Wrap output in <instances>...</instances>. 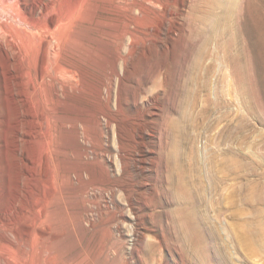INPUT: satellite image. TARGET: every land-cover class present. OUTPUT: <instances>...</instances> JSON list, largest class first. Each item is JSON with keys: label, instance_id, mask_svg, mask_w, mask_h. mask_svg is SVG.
<instances>
[{"label": "rangeland", "instance_id": "374dc122", "mask_svg": "<svg viewBox=\"0 0 264 264\" xmlns=\"http://www.w3.org/2000/svg\"><path fill=\"white\" fill-rule=\"evenodd\" d=\"M35 1L23 0L22 9L15 1H0V26L7 31L0 30V264H264V251L251 255L239 240L234 216L240 210L241 219L264 226V0H227L218 24L215 14L222 9L186 0L165 47L134 57L125 72L123 98L135 116L112 104L110 114L122 122L127 142L142 133L133 178L112 175L120 184L113 191L90 186L87 192L79 180H102L93 178L94 157L88 155L89 166L79 172L69 163L74 150L61 148L58 162L47 168L24 114L21 70L5 56L10 35L31 31L25 16ZM57 3L63 10L73 7L72 0ZM193 5L200 7L198 22L190 14ZM158 13L159 8L149 9L150 16ZM96 27L85 29L83 47L105 54L107 37ZM157 69L161 74L154 79ZM93 97L85 94L76 101L77 112H70L84 119L78 124L89 141L93 124H107L109 113L106 95L100 104ZM135 98L137 105L129 108ZM146 107L150 116L142 115ZM43 115L46 124L60 123L55 110ZM109 124L106 156L113 163H104L117 173V130ZM175 136L179 150L172 162L184 166L188 187L199 186L180 197L193 215L192 205L198 204L190 239L179 232L189 224L174 223L178 202L168 188ZM124 186H131L134 206Z\"/></svg>", "mask_w": 264, "mask_h": 264}, {"label": "bare ground", "instance_id": "6f19581e", "mask_svg": "<svg viewBox=\"0 0 264 264\" xmlns=\"http://www.w3.org/2000/svg\"><path fill=\"white\" fill-rule=\"evenodd\" d=\"M3 1L4 3H13L15 1L14 5L16 2V4L20 5L23 0ZM58 1L37 0L29 7V13L25 17L30 24L31 31H24L25 33L21 34L19 33L20 30L17 31L16 24V31L19 34H15L17 36L14 34L10 35L11 40L9 39L8 48H5V56H7L11 67L21 70L18 80L22 89L21 101H24V114L29 121L31 137L38 139L37 150L40 151V159L43 160L47 168L50 164L55 165L58 162L60 157L58 152L61 148L64 149L65 153L74 150L75 159L69 163L71 167L72 165L76 166V170L79 172L89 166L87 156L92 155L94 161L90 165L92 166L93 178H102V180H79L82 188L87 192L90 186H100L99 190L104 191L109 188V190L113 191L116 188L115 186H120V184H116V181L112 180V175L120 176L124 179L133 178L132 167L133 165L135 166L138 160L136 158V153H138L137 144L140 143L138 139L139 137L142 138V133L140 132L141 134L136 135L135 139L127 142V139L124 138L122 122L118 117L110 114L112 104H115L117 110L123 112L127 117L135 116L133 111V114L128 112L123 98V87L126 81L125 72L129 70L130 62H132L131 60L134 57L147 56L150 50L159 49L162 46L165 47L164 39L166 36L172 35L174 29L172 23L179 21V15H181L179 10L186 0H75V2L72 0L73 7L64 8L65 10L59 6ZM202 3L214 9L220 8L223 10L221 14H215V17L218 18L214 21V24H218L219 19L223 17L227 0H202ZM152 8H159V13L150 16L149 9ZM199 8L193 5L190 13L196 17L195 20L197 22L199 21V13L197 14ZM100 18L103 20L101 21ZM212 18L214 19V17ZM95 19L99 21H95ZM202 21L204 22V20ZM2 25L0 30L5 32ZM23 25L25 24L23 23ZM96 26L101 28L107 37L106 39L104 38V42L108 46L105 54L90 53L83 47V40L86 35L85 29L87 27L91 29L97 28ZM180 26H182L181 23ZM21 27L25 28L24 26ZM1 45L3 46V44ZM157 70L155 72L156 75H153L154 79H156L158 74H161V70ZM148 80H150V77ZM85 94L94 96L95 104H100L101 97L105 94L109 111L107 124L103 125L101 122L93 124L94 132L88 133L90 141L87 137L81 135L78 122L84 121V119L78 116L74 117L70 113L77 112L76 101L82 99ZM137 98L132 101L129 108L137 105ZM145 98L147 103L151 104L149 97L145 96ZM52 110L57 112L56 118L60 120V123L58 124L56 121L52 123L50 121L47 125L42 121L43 117H45L43 114L45 111L50 112ZM144 111L145 114L142 112V115H151L148 107ZM93 113L95 114L96 112L94 111ZM68 120L72 121V123L67 124ZM109 123H113L117 130V154L119 156L117 173H112L109 166L105 165L107 161L111 163L110 165L113 163L110 156H106L108 152L107 146L109 145L106 146V138L110 135V125H112ZM140 129L142 128H139V131ZM60 135L63 136L62 140ZM174 138L176 139V136ZM178 150L179 142L176 139L172 149L168 152V188L178 202V206L175 209L174 223L183 221L189 224L185 231L179 230V232L183 238L190 239L194 236V225L198 224V204L192 205L195 212V215H193L191 213V205L181 203L180 197L193 193L194 187L198 188L199 186L188 187V178L184 166L180 165L179 161L173 164L172 161L177 158L174 154H178ZM104 160H107L106 163H104ZM142 181L144 182V180ZM130 183L129 185L131 186L135 185ZM126 185L128 186V184ZM144 185L146 184L144 183ZM129 188L123 187L126 200H128L129 205L134 206L135 202ZM140 190L142 191L141 188ZM142 194L144 193L142 192ZM134 209L136 208L133 207ZM241 214L240 210H236L234 214L239 229L238 238L251 255H259L264 251V226L262 224L257 225L247 218L241 219ZM198 242L199 234L196 238V244Z\"/></svg>", "mask_w": 264, "mask_h": 264}]
</instances>
